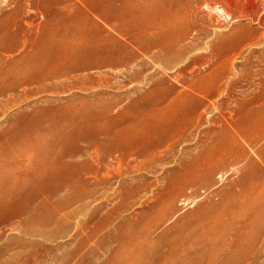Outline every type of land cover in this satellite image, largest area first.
Wrapping results in <instances>:
<instances>
[{
  "label": "rangeland",
  "instance_id": "obj_1",
  "mask_svg": "<svg viewBox=\"0 0 264 264\" xmlns=\"http://www.w3.org/2000/svg\"><path fill=\"white\" fill-rule=\"evenodd\" d=\"M130 126L134 159H107L68 232L46 228L28 255L36 239L5 231V257L22 251L10 264H264V203H242L264 200V0H0V143L76 127L63 147L93 164L83 139ZM122 243L138 248L121 259Z\"/></svg>",
  "mask_w": 264,
  "mask_h": 264
},
{
  "label": "bare ground",
  "instance_id": "obj_2",
  "mask_svg": "<svg viewBox=\"0 0 264 264\" xmlns=\"http://www.w3.org/2000/svg\"><path fill=\"white\" fill-rule=\"evenodd\" d=\"M162 42H160L161 45L153 42L154 45L157 44L155 47L157 52L162 51L164 48L162 46L165 43L163 42V44ZM174 42L172 41L171 43L170 40L169 43L173 45ZM167 46L168 45H166V48ZM169 46L171 45L169 44ZM146 53L148 54L149 51ZM160 54L162 55V52ZM178 121L176 120L173 122L177 124L179 128L183 123ZM65 124L69 123L65 122ZM58 125L60 126V124ZM163 125H166V123ZM167 127L168 126H166V128ZM166 128L164 129L167 130ZM131 130H133V127L130 126L122 132L109 136L107 134L108 132L104 133L105 131H100V127H98V132L95 130L97 132L96 136L95 133L92 138L85 137L83 140L88 141V146L91 147L92 151L97 156V160H95L93 164H90L87 160H81L79 162L72 161L73 154L76 152L74 149L68 150L65 146L63 147L64 143L67 141L82 139L74 135V133L78 131L76 127H70L66 132L65 129L45 132L39 137L40 139L37 138L34 140L29 135L25 136L20 133L10 134V139L8 138L6 141L0 143V239L5 235L4 233L6 230L16 232L25 239L35 238L36 242L28 243L26 245V247L31 250L28 255L31 253L40 254L42 253L41 249L46 246L42 245V242L51 239L50 235L45 230L46 228L50 226L58 228L59 225H61V227L68 232L70 229V220L76 217L79 210L86 208L90 202L96 200L95 196L97 195V190L101 188L100 186H102V188L105 187L106 181L102 176V172L106 166L107 159L115 158L116 164L118 165L124 163L128 157L134 159V156H132L129 151L137 145V140L132 139L128 141L125 140L126 138H122V136L128 135V132L130 133ZM171 130L169 132H171ZM50 140L52 141V144L47 143V141ZM26 149H34V151L42 152L39 162L37 164L29 162L26 164L25 169H10L8 162L15 160L14 157L19 155L17 153ZM87 174L94 180L93 183L88 182L86 178H84ZM62 191L65 192L64 196H60ZM128 196V193L119 192V197L122 198V200H125ZM174 197L175 194L170 193L167 196V199L168 201L173 202L175 199ZM242 203L248 205L249 212H253L256 207L263 205L264 200L263 198L249 201L244 199ZM92 217L93 216L87 217L86 220L77 224L76 231L84 232V238L86 240L89 239L91 233L95 234L100 228L99 225L92 226V231L88 228ZM261 217L263 218L264 214L261 215ZM222 229L225 231L227 230L224 226H222ZM177 237L182 238L185 237V235L183 236V234H179ZM84 243L85 241L78 240L75 246V251L81 250L80 247H82ZM219 247L221 248V245ZM219 247L217 248L218 251H220ZM137 248L138 243H135L134 245L122 243L119 252L123 254L120 258H124L126 252H133ZM21 253L22 251L14 252L5 257L6 250H0V264H10L11 261L19 260V255ZM9 256L10 259H8ZM62 264H69V261L65 259Z\"/></svg>",
  "mask_w": 264,
  "mask_h": 264
}]
</instances>
